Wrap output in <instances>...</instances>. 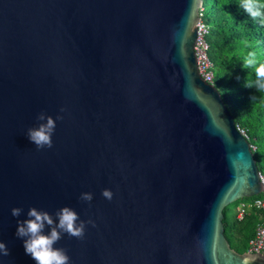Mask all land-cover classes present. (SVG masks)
<instances>
[{
    "label": "water",
    "instance_id": "95a60500",
    "mask_svg": "<svg viewBox=\"0 0 264 264\" xmlns=\"http://www.w3.org/2000/svg\"><path fill=\"white\" fill-rule=\"evenodd\" d=\"M203 7L0 0V242L10 252L0 264H35L17 220L30 208L55 220L64 207L95 225L54 245L70 264H264L225 236L224 210L264 184L248 138L199 72ZM40 113L56 127L53 146L37 150L27 132Z\"/></svg>",
    "mask_w": 264,
    "mask_h": 264
},
{
    "label": "trees",
    "instance_id": "16d2710c",
    "mask_svg": "<svg viewBox=\"0 0 264 264\" xmlns=\"http://www.w3.org/2000/svg\"><path fill=\"white\" fill-rule=\"evenodd\" d=\"M241 4L242 0H204L203 22L209 28L205 38L209 46L207 54L212 63L214 85L237 127L245 131L250 145L256 148L254 157L264 176V89L257 87L255 72L264 63V17L252 19ZM252 51L256 53L257 64L249 67L245 59ZM262 197L264 193L224 210L225 236L231 248L240 254L248 252L257 228L264 225V213L251 209L240 220L239 209L242 203Z\"/></svg>",
    "mask_w": 264,
    "mask_h": 264
},
{
    "label": "clouds",
    "instance_id": "9594fccd",
    "mask_svg": "<svg viewBox=\"0 0 264 264\" xmlns=\"http://www.w3.org/2000/svg\"><path fill=\"white\" fill-rule=\"evenodd\" d=\"M241 7L252 19L264 17V3L261 0H242ZM245 64L249 67L257 64L255 51L248 53ZM255 72L257 87L264 89V63L259 64ZM61 119H63L62 116L56 117V120ZM37 120L44 123H40L36 128L28 129L27 138L36 146L37 150L51 148L53 146L51 137L54 134L56 123L52 117L46 116L44 113H40ZM102 196L111 201L113 193L105 189ZM92 199L91 193H82L80 196V200L84 202L90 203ZM22 213V208H13L11 211L13 217H20ZM27 217L22 221L17 220L16 236L24 241L25 253L31 256L35 264H70V257L66 250L55 248L54 245L62 239V235L65 233L71 237L83 239L86 225L95 226L91 220H80L78 214L69 207L58 210L55 213V220L48 212L36 208H30ZM78 221L79 223H77ZM46 227L49 229L47 234H45ZM9 255L10 252L6 244L0 242V256L7 257Z\"/></svg>",
    "mask_w": 264,
    "mask_h": 264
},
{
    "label": "built area",
    "instance_id": "2783aa9c",
    "mask_svg": "<svg viewBox=\"0 0 264 264\" xmlns=\"http://www.w3.org/2000/svg\"><path fill=\"white\" fill-rule=\"evenodd\" d=\"M201 21L197 24L198 37L195 46L196 55L198 58V69L202 78L209 84L214 82V73L212 71V63L208 58L207 51L209 46L206 42V36L209 32L208 26L203 22L204 8L200 12ZM238 130L247 137L245 131L238 127ZM255 151L256 148L252 147ZM260 179L264 184V176L261 174ZM259 210L264 213V198H257L250 203H242L239 209L238 218L242 220L245 215L251 210ZM247 253H255L264 255V225H260L256 230L255 237L249 243Z\"/></svg>",
    "mask_w": 264,
    "mask_h": 264
},
{
    "label": "rangeland",
    "instance_id": "374dc122",
    "mask_svg": "<svg viewBox=\"0 0 264 264\" xmlns=\"http://www.w3.org/2000/svg\"><path fill=\"white\" fill-rule=\"evenodd\" d=\"M207 7H209L210 6V1H208V3H207V5H206ZM238 204V203H237Z\"/></svg>",
    "mask_w": 264,
    "mask_h": 264
}]
</instances>
